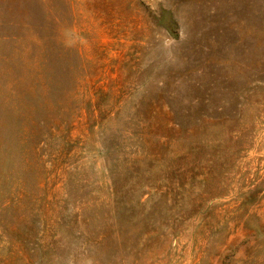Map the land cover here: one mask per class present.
Masks as SVG:
<instances>
[{"label":"rangeland","instance_id":"obj_1","mask_svg":"<svg viewBox=\"0 0 264 264\" xmlns=\"http://www.w3.org/2000/svg\"><path fill=\"white\" fill-rule=\"evenodd\" d=\"M0 264H264V0H0Z\"/></svg>","mask_w":264,"mask_h":264}]
</instances>
